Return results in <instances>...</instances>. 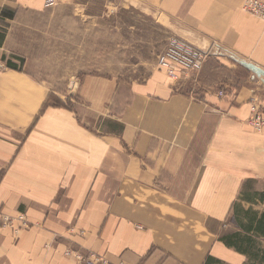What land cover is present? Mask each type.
Returning <instances> with one entry per match:
<instances>
[{"label": "crops", "instance_id": "crops-1", "mask_svg": "<svg viewBox=\"0 0 264 264\" xmlns=\"http://www.w3.org/2000/svg\"><path fill=\"white\" fill-rule=\"evenodd\" d=\"M132 1L208 56L177 80L156 65L132 81L83 75L77 112L55 105L13 35L18 12L46 0H0V216L31 224L0 227V264H78L66 249L108 264H264V126L249 123L253 97L264 119V84L235 59L264 70V22L244 0Z\"/></svg>", "mask_w": 264, "mask_h": 264}, {"label": "rangeland", "instance_id": "rangeland-1", "mask_svg": "<svg viewBox=\"0 0 264 264\" xmlns=\"http://www.w3.org/2000/svg\"><path fill=\"white\" fill-rule=\"evenodd\" d=\"M45 7L41 12H18L13 35L19 50L33 46L36 78L47 82L63 104L77 112L81 106L75 87L81 76L120 74L126 81L140 79L157 66L168 39L178 38L175 25L158 9L138 8L132 0L61 5L56 0Z\"/></svg>", "mask_w": 264, "mask_h": 264}, {"label": "built area", "instance_id": "built-area-1", "mask_svg": "<svg viewBox=\"0 0 264 264\" xmlns=\"http://www.w3.org/2000/svg\"><path fill=\"white\" fill-rule=\"evenodd\" d=\"M55 1L46 0V5H52ZM241 8L244 12L264 22L263 1L244 0ZM207 56V52L201 51L187 41L171 37L157 56V66L163 69L171 79L177 80L182 73L198 69ZM218 95H224V91L219 90ZM249 123L256 132H260L264 126L263 109L257 97H253L250 101ZM30 225L26 215L22 212L13 216L5 214L0 216V227L9 229L14 234L30 227ZM64 255L71 257L78 264H108L104 257L93 252L85 255L80 250L66 249Z\"/></svg>", "mask_w": 264, "mask_h": 264}, {"label": "water", "instance_id": "water-1", "mask_svg": "<svg viewBox=\"0 0 264 264\" xmlns=\"http://www.w3.org/2000/svg\"><path fill=\"white\" fill-rule=\"evenodd\" d=\"M240 64H242L243 66H245L247 69H249L250 71H252L254 74H256V76L262 81V83L264 84V70L262 68H260L259 66L251 63V62H247L243 59H238L235 58Z\"/></svg>", "mask_w": 264, "mask_h": 264}, {"label": "trees", "instance_id": "trees-1", "mask_svg": "<svg viewBox=\"0 0 264 264\" xmlns=\"http://www.w3.org/2000/svg\"><path fill=\"white\" fill-rule=\"evenodd\" d=\"M51 98H52L53 102L55 103V105H59V106L64 105L65 106V104H63V101L60 100L59 98H57L56 96L51 95Z\"/></svg>", "mask_w": 264, "mask_h": 264}]
</instances>
